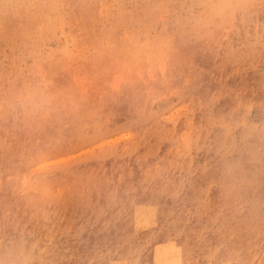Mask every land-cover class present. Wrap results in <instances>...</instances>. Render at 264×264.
Listing matches in <instances>:
<instances>
[{
    "label": "rangeland",
    "instance_id": "rangeland-1",
    "mask_svg": "<svg viewBox=\"0 0 264 264\" xmlns=\"http://www.w3.org/2000/svg\"><path fill=\"white\" fill-rule=\"evenodd\" d=\"M217 1L0 0V92L22 72L31 77H22L14 95L22 99L28 89L44 86L52 77L45 59L49 65L60 61L68 85L90 91L85 97L122 91L127 75L145 80L160 75L159 91L143 97L135 111L151 115L141 129L154 124L162 128L163 179L175 177L205 186L204 177H221L224 168L230 175L240 174V182L228 189L240 198V217L114 218L110 222L127 225L123 232L69 234L58 219L17 218L13 206L3 207L0 264H264V201L248 197L251 193L264 197V5L240 0V10L212 34L199 26H185ZM150 9L154 12L146 13ZM245 9L250 15L243 13ZM132 16L140 20L137 25ZM185 31L189 32L183 39L180 32ZM128 45L139 49L142 65L119 64V51ZM210 56L216 57L217 64L207 70ZM238 56L243 58L240 64ZM199 73L204 76L197 80ZM45 96L42 91L40 99ZM99 106L103 125L94 122L84 128L82 135L90 139L63 151L69 163L52 165L54 158L45 166H29L22 197L31 182L38 185L39 180L48 183L45 190L50 194H62L75 182L66 176L71 163L79 166L88 155L123 146L127 139L120 140L121 136H134L127 126L115 128L133 120L134 112L119 118L105 114L104 105ZM18 108L2 102V112L15 113ZM100 128L107 133L98 136ZM235 142H240L239 155L245 156L246 164L232 165L236 154L227 156L226 164H217L225 148L215 144ZM56 146V140L50 141L49 147ZM166 148L176 149L175 156L180 158L190 152L185 159L191 167L185 162V168L177 172L176 161H171L175 156H168ZM245 150L257 154L245 155ZM178 162L183 166L182 160ZM215 190L211 188L209 195ZM229 244L231 249H226Z\"/></svg>",
    "mask_w": 264,
    "mask_h": 264
},
{
    "label": "bare ground",
    "instance_id": "bare-ground-1",
    "mask_svg": "<svg viewBox=\"0 0 264 264\" xmlns=\"http://www.w3.org/2000/svg\"><path fill=\"white\" fill-rule=\"evenodd\" d=\"M252 1L257 5H264V0ZM236 4L239 7H236ZM240 5V0H219L210 3L203 14L191 18V23L185 26H199L206 33L212 34L215 28L225 25L230 16L240 10ZM153 12L150 9L146 13ZM243 13L250 15L247 9L243 10ZM132 20L133 25H137L140 21L134 16ZM188 32H180L183 39ZM196 32L198 31L192 33L196 34ZM119 54L121 56L119 64L142 65L139 64V60H143L141 52L134 45L122 47ZM236 59L240 64L243 58L238 56ZM44 63H47L45 66H48V71L51 70L52 77L46 83L47 85L37 90L28 89L31 100L26 106L21 105L20 96L14 93L18 90L22 77L26 80L31 77L30 73L22 72V76H15L10 87L0 92V211L3 207L13 206L17 218L29 216L35 220L43 217L58 219L62 223V228L69 234H78L81 231L105 233L109 229L116 233L118 230L123 232L127 225L110 222V219L114 218L144 217L147 220L160 217L174 220L184 216L240 217V198L234 193H229L232 190H228L234 187L233 182L237 180L240 182V174L230 175L229 169L224 168L221 171V177H204L207 181L205 186L190 185L187 179L175 177L163 179L164 163L159 156L163 137L162 128L154 124L152 127L148 125L146 129H141L143 125L148 124L147 119L151 115L144 116L143 110L135 111L143 97L148 98L155 91H159L160 75L148 80L142 76L139 79H133L127 75L122 83V91H108L104 95L96 93L85 97L90 91L80 90L78 84L68 85L66 80L68 75L63 72L60 61H53L49 65L50 60L45 59ZM208 64L207 70L214 69L217 64L216 57H208ZM202 75L199 73L197 80ZM53 83L57 84L56 88H53ZM42 91L46 92V96L41 100ZM58 95L59 99L54 98ZM70 100L74 101H71L70 107H67ZM3 101L12 106H19L18 111L2 112ZM75 104L77 107H74ZM100 104L104 105L105 114L111 113L119 118L127 112H134L133 120L120 122L115 127L127 126L135 131L134 136L130 138L127 134L121 136L120 140L127 139L123 146L88 155L83 158L79 166L71 165V163L65 170L66 176L74 178L75 182L63 192L61 191L62 194L58 196L50 194L47 189L45 190L48 183L39 180L38 185L31 182V189L25 197H22V190L27 183L25 171L29 169V166L38 163L45 166L54 158L56 159L51 163L52 165L69 163L63 158V151L67 152L70 147L84 145L90 139L89 136L82 135L84 128L94 122L99 126L103 125L98 114ZM114 104L120 108L114 109ZM95 115H97L96 119ZM100 130L101 133L98 136L107 133L102 128ZM53 140L57 143L55 148L49 147L50 141ZM166 144L169 146L170 142ZM215 145L225 148L221 151L217 149L222 154V158L215 161L217 164H226L227 156L233 154L238 157L232 165L246 164L245 156L240 158L239 155L240 142H235V145L230 143L227 146ZM175 150L166 148V154L175 156ZM244 152L245 155L257 154L251 150ZM189 154L190 152H183L184 158L175 156L171 159L176 161L177 172L185 168V162L190 165L185 159ZM179 160H182L184 167L178 162ZM93 164L94 166L89 168ZM60 180L64 181L63 178ZM222 180L227 182L225 184L219 182ZM261 181L263 182V178ZM198 182L201 181L198 180ZM211 188L216 190L209 195ZM248 197H256L264 201L261 194L251 193ZM1 216L0 212V218ZM138 246L136 245V248ZM225 248L231 249L230 244Z\"/></svg>",
    "mask_w": 264,
    "mask_h": 264
},
{
    "label": "clouds",
    "instance_id": "clouds-1",
    "mask_svg": "<svg viewBox=\"0 0 264 264\" xmlns=\"http://www.w3.org/2000/svg\"><path fill=\"white\" fill-rule=\"evenodd\" d=\"M30 100H31V94H24L22 99L20 100V103L22 106H26Z\"/></svg>",
    "mask_w": 264,
    "mask_h": 264
}]
</instances>
